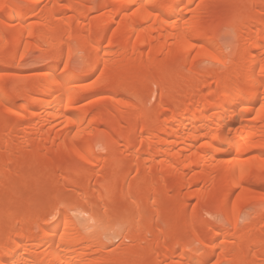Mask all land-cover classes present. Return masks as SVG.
<instances>
[{"label": "bare ground", "instance_id": "1", "mask_svg": "<svg viewBox=\"0 0 264 264\" xmlns=\"http://www.w3.org/2000/svg\"><path fill=\"white\" fill-rule=\"evenodd\" d=\"M40 1L0 0V264H264V0Z\"/></svg>", "mask_w": 264, "mask_h": 264}, {"label": "rangeland", "instance_id": "2", "mask_svg": "<svg viewBox=\"0 0 264 264\" xmlns=\"http://www.w3.org/2000/svg\"><path fill=\"white\" fill-rule=\"evenodd\" d=\"M86 1H88V4L89 5H93V3L96 1V0H86ZM44 2V3H43ZM47 3V0H41L40 1V4H39V10H40V8H41V6L42 5H44V4H46ZM43 3V4H42ZM198 3V2H197ZM196 3V4H197ZM218 8V7H217ZM94 11V10H93ZM93 11H90L88 14H87V16H86V19H88L89 17H90V19L91 18H93L94 17V15H96V13H95V11L93 12ZM35 12H37L36 14H38L39 12H38V10H36V11H34V13H31L30 15V20H36L37 19V16H36V14H35ZM33 14V15H32ZM72 15V12H67L66 13V15ZM39 15V14H38ZM40 18H39V16H38V20H39ZM90 19H89V21H90ZM87 21V20H86ZM88 22V21H87ZM218 31H219V44H220V50H221V52L222 53H224V54H226V55H229L230 57H233L238 51H239V49H240V41H238V38H237V33L232 29V28H230V26H227V25H222V27H220L219 29H217ZM43 52V50H38V49H29V51L28 52H25L24 53V56H23V59L25 60V62L23 63L24 65H22V66H20V64H19V68L18 69H22L23 71H24V74H31L32 72H33V70L34 69H36V68H40L42 65H43V63H41L42 62V60H41V58L39 59V57L41 56V54H43L42 53ZM28 53V54H27ZM26 55H27V57H26ZM61 55H63V54H58V62L59 63H61L60 65H62L63 63H62V61H63V56H61ZM193 55L191 54V56L190 57H192ZM75 60V59H74ZM24 66V67H23ZM223 66V64L222 63H220L219 61H210V60H208L207 58H202L201 59V61L199 62V67L200 68H214V69H217V67L219 68V67H222ZM100 69H101V67H98L97 68V70L95 71L96 73H95V75H97L98 74V72L100 71ZM167 75H172V74H168V72L166 73ZM165 73H164V75L166 76V77H168L167 75H166ZM164 77V76H163ZM152 87H153V90H154V92L153 93H151L150 95H149V97H147V99H146V106H147V108H149V109H152L156 104H157V98H158V96H159V90H158V87H157V85L156 84H153L152 85ZM105 93L104 92H102V93H100V94H98V96H100V95H104ZM128 110V109H127ZM129 112L128 113H130V112H132V108L130 107L129 108V110H128ZM167 117V114H165V116H164V118H166ZM141 118H146V116H139V118H138V120H137V125L135 124L134 125V127H132L133 126V124L131 125V124H129L130 126H131V129L132 128H134V129H132L133 131H135V132H137V131H139L140 130V125L139 124H141L140 122H142V120H144V119H142L141 120ZM140 119V120H139ZM140 121V122H139ZM139 123V124H138ZM129 125H127V126H129ZM135 127H136V130H135ZM139 127V128H138ZM105 143H100L98 146H97V149H98V151L99 150H101L102 148H103V145H104ZM130 147V146H129ZM127 149H129V150H125V148H124V150L125 151H130V149H132V147L131 148H128L127 147ZM262 151H264V150H262ZM130 161V163H131V160H129ZM129 161H128V163H129ZM129 163V164H130ZM132 165V164H131ZM28 167V168H27ZM31 167V168H30ZM33 167V165H26V166H24V168H26V170H29V171H27V172H34V170L36 169V166H35V168H32ZM33 170V171H30V170ZM102 169H105L104 171H107V167L106 168H102ZM25 170V169H24ZM25 170V171H26ZM130 176H131V174H130ZM133 177V176H132ZM131 177V178H132ZM97 178L95 177V180H96ZM95 180H94V177H93V180L91 179V183H90V186L91 187H93L94 186V184H95ZM66 182V181H65ZM65 182H63V184L62 185H64V186H62V187H64V189L69 193V194H73V196L75 195V196H77V194H79V190H77L78 188H76V190H75V187H72L71 188V186L70 185H68L67 184V182L65 183ZM249 182H251L250 183V185L249 186H253L254 187V189H259L260 188V190L262 189V187H263V189H264V184H259V183H256L255 181H254V184L252 185V183H253V181L251 180V181H248V183ZM260 185H262V186H260ZM32 186V185H31ZM29 187L28 186V188H32V187ZM33 187H34V185H33ZM66 187V188H65ZM258 187V188H257ZM69 188V190H67ZM71 192V193H70ZM76 192H77V194H76ZM71 194V195H72ZM100 194V192L99 191H93V197H94V195L95 196H97V195H99ZM169 194H176V192L174 191V190H172V191H169ZM251 201L252 200H250L249 201V205H248V203H247V205L248 206H246V204H244L243 206H245V207H243V209H246V212L248 211V212H250L251 211V209L253 208V207H255V208H253L252 210L253 211H251V213L250 214H248L247 215V213L245 212V211H243V216H244V214L246 213V217H248L249 215H251V216H255V218H254V216H253V219H256V214L254 213V212H257V210L259 211V209H257V205L258 204H256L255 202L254 203H251ZM254 201V200H253ZM252 201V202H253ZM196 201L194 200H192L191 201V204H194ZM251 203V204H250ZM253 204H256L255 206L253 205ZM193 205L190 207V209H191V211H193ZM215 209H216V207H214ZM209 209V208H208ZM207 209V211H204V212H201L200 214H201V218H202V222H201V225H200V227L199 228H201V229H199L198 228V230H199V232H201L200 230H202L203 228L205 229V228H209V227H211V226H216V225H224V224H226V226L228 227L229 226V224L227 223V222H225L224 223V219H223V217L218 213V211H217V209L215 210H213V208H210V210H208ZM257 209V210H256ZM212 210V211H211ZM256 210V211H255ZM208 211H210V213L208 212ZM189 212H190V210H189ZM207 212V213H206ZM253 213V214H252ZM243 216H241L242 218H241V223H243L245 220H243V219H246L245 217L243 218ZM250 216V217H251ZM158 218V216L157 217H155V219H157ZM155 222H156V220H155ZM212 223H215V224H213L212 225ZM164 223H162L161 222V225H163ZM207 224H211V226H207ZM207 226V227H206ZM225 226V225H224ZM203 229V230H204ZM198 230H196V232L198 231ZM202 230V232H204ZM193 232V230H190V229H188V230H185V229H177L174 233V235H176V236H178V238H181V237H179L180 235H186V237H189V234H191ZM201 232V233H202ZM194 233V232H193ZM192 233V234H193ZM250 233V232H249ZM187 234H188V236H187ZM204 234V233H203ZM251 235L253 234V235H262V234H264V218H262V223H261V225L260 226H257V227H255V228H253L252 230H251V233H250ZM194 235H195V233H194ZM258 235V236H259ZM150 236V235H149ZM191 237V236H190ZM254 237H257V236H254ZM177 238V237H176ZM163 243H166V242H163ZM116 244L117 245H120V243H119V241H116ZM196 244H197V242H196ZM163 244H161V246H162ZM164 245H166V244H164ZM122 246V245H121ZM120 246V248H119V251H121V247ZM197 247H198V245H196ZM174 249V252H176V250L178 249V248H173ZM173 249H172V251H173ZM174 252H172L173 254H174ZM261 255V254H260ZM260 258L262 259V257H260L259 256V258H257L256 260H258V261H260ZM210 261H211V263H210ZM223 261V260H222ZM257 261V262H258ZM208 264H229V263H226V261H223V262H217V259H216V255L214 254V252L212 253V257H211V259L209 260V262H208Z\"/></svg>", "mask_w": 264, "mask_h": 264}]
</instances>
